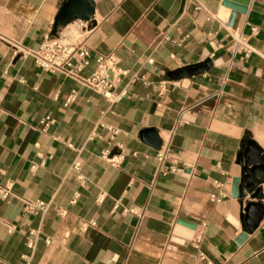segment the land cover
I'll return each mask as SVG.
<instances>
[{
	"label": "crops",
	"instance_id": "crops-1",
	"mask_svg": "<svg viewBox=\"0 0 264 264\" xmlns=\"http://www.w3.org/2000/svg\"><path fill=\"white\" fill-rule=\"evenodd\" d=\"M222 1L93 0L92 21L53 35L67 0H0V186L12 184L0 264H264V216L253 233L244 220L258 200L232 196L247 144L264 156V0L232 27L217 17ZM71 26L91 59L83 77L100 55L126 72L119 101L36 65L31 53ZM207 60L188 84L169 77Z\"/></svg>",
	"mask_w": 264,
	"mask_h": 264
},
{
	"label": "built area",
	"instance_id": "built-area-1",
	"mask_svg": "<svg viewBox=\"0 0 264 264\" xmlns=\"http://www.w3.org/2000/svg\"><path fill=\"white\" fill-rule=\"evenodd\" d=\"M87 31L83 33L85 35ZM59 34V33H58ZM248 53V52H247ZM37 66L45 72L51 74H60L68 79L74 80L84 87L90 88L101 94L111 103L120 100L126 96V93L116 94L114 88L126 72L118 67V62L113 55H100L96 59L97 66L88 77H83L82 72L89 67L91 59L89 52L83 46L79 45V41L67 39L64 35L59 34L54 37H47L36 52L31 53ZM152 62V60H150ZM75 91L68 97L65 106L75 101ZM45 125H49L54 121L49 117L45 119ZM160 161L164 159V154H158ZM112 162L117 163L119 159L112 158ZM77 166L79 164H76ZM217 187L220 185L215 182ZM12 193V184L7 183L0 186V200H6ZM78 196H76L77 198ZM75 198V199H76ZM224 198L222 193L212 195V201L219 202ZM76 201L73 200L72 203ZM48 207L44 202H28L25 209L28 212H34L37 209L45 210ZM137 214L135 210L132 211ZM95 223H92L94 225ZM29 246L33 247V241H29Z\"/></svg>",
	"mask_w": 264,
	"mask_h": 264
},
{
	"label": "water",
	"instance_id": "water-1",
	"mask_svg": "<svg viewBox=\"0 0 264 264\" xmlns=\"http://www.w3.org/2000/svg\"><path fill=\"white\" fill-rule=\"evenodd\" d=\"M251 0H223L219 8L217 17L224 23H228L229 27L233 26L235 17L237 13H246L247 7ZM95 13V6L93 0H67L63 7L61 8L58 16L55 19V25L53 28V35L57 33L58 27H65L72 19L80 20L83 22H90L93 20V15ZM212 66L210 60L206 62L185 67L169 73V77L173 80H185L187 82L191 77L201 74L209 67ZM143 139L152 147L159 148L161 145L160 140L157 137V134L154 130H145L142 132ZM247 152L252 148L258 154L260 161L254 163L250 158H246V150L244 152L245 156V165L243 166L242 176L239 178L233 179L232 184V196L233 197H243L245 195V190H248L252 193V198L257 199V203L248 204L250 207L256 208L255 219L252 223H249L245 215V226L250 233H253L259 226L261 220L264 216V194L261 184L263 180L259 177V173L264 172V156L259 148L255 146L253 142L247 144ZM260 153V155H259ZM248 211V208L245 209V212ZM179 224L186 226L191 229H195L196 225L179 220ZM247 239V233L240 234L237 242L242 244Z\"/></svg>",
	"mask_w": 264,
	"mask_h": 264
},
{
	"label": "bare ground",
	"instance_id": "bare-ground-1",
	"mask_svg": "<svg viewBox=\"0 0 264 264\" xmlns=\"http://www.w3.org/2000/svg\"><path fill=\"white\" fill-rule=\"evenodd\" d=\"M78 34H79L78 33V28L76 26H71V27H69V30L64 32V36L67 39L70 38L72 41L76 40L78 38ZM246 152H247V149H246ZM259 155H260V153H259ZM246 158L247 159L250 158L251 160L254 161V163H257L258 161H260V158H259L258 154L252 148L246 153ZM247 208H248V211L245 212L246 219H247V221L249 223H252L254 221L255 217H256L255 216L256 208L250 207V209H249V206H247L246 209ZM228 218L233 224H235L237 227H240L239 220H235L230 215H228ZM176 234L177 235H182L184 238H192V236H193V232L181 229L180 227L177 228Z\"/></svg>",
	"mask_w": 264,
	"mask_h": 264
},
{
	"label": "rangeland",
	"instance_id": "rangeland-1",
	"mask_svg": "<svg viewBox=\"0 0 264 264\" xmlns=\"http://www.w3.org/2000/svg\"><path fill=\"white\" fill-rule=\"evenodd\" d=\"M87 76H88V75H87ZM87 76H86V77H87Z\"/></svg>",
	"mask_w": 264,
	"mask_h": 264
}]
</instances>
